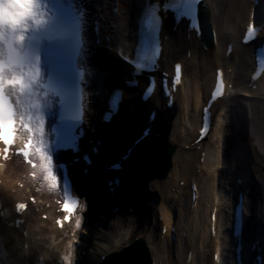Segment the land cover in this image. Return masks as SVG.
<instances>
[{"label": "bare ground", "instance_id": "6f19581e", "mask_svg": "<svg viewBox=\"0 0 264 264\" xmlns=\"http://www.w3.org/2000/svg\"><path fill=\"white\" fill-rule=\"evenodd\" d=\"M142 1L118 0V13L112 12V8L108 4L109 0H76L75 2L77 7L84 11L85 21H90L91 14L96 11L93 10V7L95 6V9H97L103 3L104 7L100 15L103 19L101 22L103 24L101 27L102 33L108 34L112 30H117L119 35H124L125 38L130 39L134 28L132 18L134 13L138 12ZM260 2L263 5L262 7H264V0H260ZM206 3L210 13L209 21L216 27L220 54L217 51L214 53L213 51L203 52L199 49H193L192 61L184 63V77L182 85L176 91L173 111L166 112L164 108H159L155 119L154 131L162 132V135L167 137L169 144L176 148L174 154L171 155L170 168L172 169L165 179H158L151 175L147 192L143 194V197H127L123 192L114 195V203L120 209L119 213L109 216L107 211L112 210L113 206L108 209L109 204L104 199L106 196L99 190V187L96 194L103 203L101 202L100 208L97 206L94 210H90V205L93 203L90 201V196L95 197V192L90 191L89 188L83 190L82 197L85 198L86 195L90 201V208L88 207L87 211L89 213L91 211L97 213L98 217L91 219L86 214L83 227L74 235V239L81 241L84 245V249H75L76 260L81 264H98L101 254L119 252L120 245L127 244L136 235H139L149 245V253L155 259L156 264H184L188 251H191L192 254V260L189 264H212L210 251L217 244V241L210 237L209 211L216 202L218 207L216 227L219 235L220 225L224 224V220L229 215L228 206L222 202L224 200L222 198L223 190L219 189V192L217 190L218 196L213 191L211 192L210 187L211 182L215 178L218 180L223 179L220 173L216 176L215 174L212 176L208 174V168L213 161L218 168L220 165L219 158L222 159L221 166L227 165L228 160L232 162L236 176H240L244 180L243 189L246 190L247 209H249L251 218L248 225H253V235L257 234L258 237L260 236L264 246V184L262 183L264 178L262 168L264 166V151L263 155H260L254 147L246 144L244 149L246 150L245 160L239 161L238 158L232 157L233 153L230 151L232 142H229L228 137L232 128L231 122L222 126L216 121L213 123V128L216 133L221 135L223 144L220 151L209 146L208 140H210L212 131L209 132L205 141L201 143V149L205 150V161L199 174H196L194 169L197 166L196 158L200 151H195L192 146L187 150L184 147L186 144L190 145L196 137V129L200 120L198 112L210 88L209 85L214 74V64L233 67L232 83L234 84L233 89L229 90L223 98L224 100L217 101L213 107V121L219 120L228 107L232 108L233 112H237L238 109L242 108V104L247 102L246 97L239 96L243 93L242 91L246 92L248 97H253L260 93L264 95V74L258 80V87L254 91L246 87L247 76L253 65L252 51L254 47L252 45L249 47L244 46L240 52H236L235 59H225L223 55L226 42L236 40L235 47L238 46V36L248 19L250 0H207ZM241 10H244L243 14ZM232 23L237 24V27L235 28ZM183 34V29H181L179 34L177 32L170 33V39L166 42V47L163 51L166 61L184 59L188 42L184 40ZM235 47L233 48L234 52L236 51ZM169 51L172 53L170 56H168ZM85 53L86 51L82 55L84 56ZM95 53L99 54L97 57V73L100 74L101 70L105 73L103 78L100 74V78H102L100 80L104 82L102 84L103 89L120 85L121 79L124 77L122 72L128 70L126 65H123L116 57L107 53L104 48H98ZM83 64L90 66V61L86 55ZM85 94L92 112L100 109V102L92 97L90 89L86 88ZM126 94V101L123 102L122 108L124 111L120 112L118 119L112 122L113 124L116 123L117 127L112 126L104 131L101 129L97 130L96 136L101 137L104 150L108 151V149L116 147L118 151H123L132 139V133H138L142 126L145 125L146 117H143L144 113H147L146 111L153 102L159 103L160 99L159 93H157L148 104L140 105L139 112L136 110L132 111V116L128 119L125 115L131 110V105H137V98H135L137 93L135 90H127ZM250 103L251 110L256 113V117L252 119L253 130L256 134H260L259 139L264 141V103L259 104L256 101H250ZM233 114L231 115V121ZM237 115H239V112H237ZM92 117V113L86 116L89 122ZM127 131H129L128 136ZM244 136L247 141L253 138L250 134H245ZM240 147H242L241 144L239 145ZM8 165L9 169L21 167L18 160H12ZM37 172H39L38 177L34 180L31 178L26 179L27 187L30 189V193L37 197L38 200H50L56 190L50 188L48 183L44 181L39 169H37ZM4 176L6 189H3L2 195H4L6 204H12L16 198L30 194L27 192V188L25 190L18 189L16 185L10 183L17 174L9 177V172L6 171ZM8 177L9 182L7 181ZM190 177L196 180L200 189L197 206L192 213L189 205L190 190L186 181ZM180 179L186 181L182 186L178 185ZM254 183H257V187H255ZM174 186V190L168 192L167 189ZM230 186L232 190L237 187L235 184ZM9 188L15 189V192L12 193ZM227 199L225 200L227 201ZM126 206L132 207L134 212L124 214L123 209ZM144 207L147 209L145 214L148 217L142 219L144 216L142 208ZM37 208L38 211H36ZM53 211V208H46L39 202L36 205L29 206L25 215L27 226V235L25 236L22 232H17L14 228H8L5 224L0 223V242H2L0 249H3L5 258L1 259L0 255V264H58V257L65 249V240L69 236L70 231H72V227L68 225L58 230L49 218L41 219L40 215L42 213L52 214ZM157 214H160L162 221H158ZM102 223L105 224V227L101 226ZM162 225L166 227V233L161 238L160 227ZM171 227H174L175 231L174 236L176 237L174 241L171 240ZM83 232L88 234L89 237L83 238ZM247 233V238H250V231H247ZM221 236H223L224 240L225 233L221 234ZM212 243H214V246ZM173 250L176 252V258L172 255ZM207 250L209 252L208 255Z\"/></svg>", "mask_w": 264, "mask_h": 264}, {"label": "snow or ice", "instance_id": "6c2138e0", "mask_svg": "<svg viewBox=\"0 0 264 264\" xmlns=\"http://www.w3.org/2000/svg\"><path fill=\"white\" fill-rule=\"evenodd\" d=\"M3 2L4 0H0V3ZM25 2L29 6L28 12L15 24L7 25L0 21V128L5 124L9 126V134L0 135V144L3 145L0 156L8 160L10 149L15 145L17 125L22 127L27 133V139L15 154L22 157L32 169H39L50 188L63 191L61 210L66 213L63 220L68 221L77 207L83 209L85 206L79 204L78 198L72 196L69 181L54 163L52 153L59 145L45 142L44 125L46 110L56 103L66 105L71 101L77 59L81 55L80 26L79 23L75 25L74 35L66 20L56 14V0ZM202 2L203 0H164L162 7L154 4L149 11L153 19L159 20L161 26L163 19L158 16L159 11L171 10L176 13L177 23L181 18H186L188 27L193 31H199V5ZM49 5L52 14L46 16L41 9ZM80 19L81 17L77 18L78 21ZM258 31L254 22L249 23L245 41L255 38ZM70 48L71 57L68 55ZM85 55L90 56V51ZM120 59L130 63L128 57L121 56ZM175 72L173 82L179 84L180 65H176ZM100 74L102 78L105 75L102 70ZM223 89L224 83L218 72L210 103L223 97ZM203 111L204 127L201 128V135L206 134L210 128L208 116L210 108L206 107ZM112 115L113 113L107 112L103 119L110 121ZM76 118L82 120L80 115ZM150 134V129H145L135 141L136 145L142 143ZM65 141L64 146H69L67 138ZM31 175L35 177L36 171ZM16 208L19 212L24 210L26 205L18 203ZM57 224L62 226V221L58 220ZM75 224L77 228L81 226L79 216L76 217ZM63 259L67 261L69 256L66 255Z\"/></svg>", "mask_w": 264, "mask_h": 264}, {"label": "rangeland", "instance_id": "374dc122", "mask_svg": "<svg viewBox=\"0 0 264 264\" xmlns=\"http://www.w3.org/2000/svg\"><path fill=\"white\" fill-rule=\"evenodd\" d=\"M242 11V14L244 12V10H241ZM232 25H235V27L237 26V24L235 23H232ZM248 101L245 103V104H242V108L239 112V115L236 116L237 112H232L234 113L233 114V117H234V120L233 122H235L233 124V126H231V130L229 131L230 134H229V142H232L230 147H231V153H233V156L234 158H238L239 161L240 160H245L246 159V155H245V152L246 150L245 149V146L246 144L247 145H251L252 147H254V149H256L257 153L260 154V155H263V151H264V141H261L259 138H260V134H256L255 131L253 130L254 129V125H252V119L256 117V113L254 110H251V106H250V101L252 102H258L259 104L260 103H264V95L263 93L259 94V95H254L253 97H250V99H247ZM229 113V112H228ZM227 115H230V113ZM223 116L219 118V120H215L216 123L219 122L222 126L223 124L225 123H228L229 122V119L228 116ZM232 115V114H231ZM241 116V117H240ZM245 134H250L252 135L253 138H251L249 141L245 140ZM210 140H208V144L209 146H212L213 149H218V151L221 150V147H222V142H223V139L221 138V135L219 133H216V130L214 129L211 133V137L209 138ZM242 145V147L239 148V145ZM229 151V152H230ZM216 156V155H215ZM214 161L213 163L211 164V166H209L208 168V174H211V176L213 174H215V176L218 174V173H221V175L223 176V179L222 180H218L217 178H215V180L213 182H211V190H215L217 191L218 188L221 189L222 186H224V181H231L232 178L231 177V171H232V164L230 162L227 163L226 166H224L223 168H221V171L219 172V170L217 171V169L214 167ZM263 168V172H264V166L262 167ZM228 183V184H227ZM226 183V186L227 188L230 187L228 185H230L229 182ZM262 183L264 184V178H263V181ZM225 189V187H224ZM4 252L2 251L1 254V259H5L4 258ZM199 264V263H197ZM204 264V263H202Z\"/></svg>", "mask_w": 264, "mask_h": 264}, {"label": "clouds", "instance_id": "9594fccd", "mask_svg": "<svg viewBox=\"0 0 264 264\" xmlns=\"http://www.w3.org/2000/svg\"><path fill=\"white\" fill-rule=\"evenodd\" d=\"M28 4L25 0H4L0 3V21L7 25L15 24L28 12ZM9 134V126L5 124L0 128V135L7 136ZM69 259L65 261V264H72V250L69 247L67 253Z\"/></svg>", "mask_w": 264, "mask_h": 264}]
</instances>
